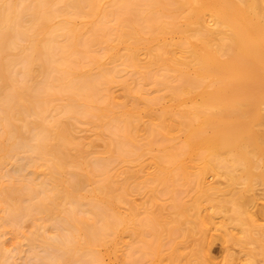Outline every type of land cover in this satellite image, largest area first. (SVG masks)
I'll return each mask as SVG.
<instances>
[{
    "label": "bare ground",
    "instance_id": "6f19581e",
    "mask_svg": "<svg viewBox=\"0 0 264 264\" xmlns=\"http://www.w3.org/2000/svg\"><path fill=\"white\" fill-rule=\"evenodd\" d=\"M261 184L264 0H0V264H264Z\"/></svg>",
    "mask_w": 264,
    "mask_h": 264
},
{
    "label": "rangeland",
    "instance_id": "374dc122",
    "mask_svg": "<svg viewBox=\"0 0 264 264\" xmlns=\"http://www.w3.org/2000/svg\"><path fill=\"white\" fill-rule=\"evenodd\" d=\"M209 179L211 180L212 183H216L220 186H225L227 184V179L224 177V176H209ZM263 185L261 184L260 186H258V190L257 192L259 194H261L263 191ZM259 206H262L264 205V199H259ZM264 221V220H263ZM24 226L25 228H28L29 227V223L26 222L24 223ZM232 251L235 253L236 256L238 257H243L242 255L244 254L245 256V253L241 251L240 247L235 245L233 248H232ZM212 254L214 256V258L216 259L215 260V264H222V263H225L224 260H225V255H226V250H225V245L223 246V243L220 241V240H216L215 243L213 244L212 246ZM224 258V259H223ZM217 261V263H216ZM34 264V263H32Z\"/></svg>",
    "mask_w": 264,
    "mask_h": 264
}]
</instances>
